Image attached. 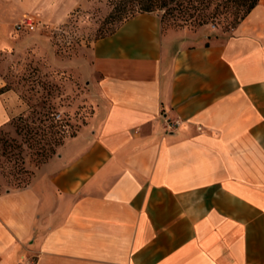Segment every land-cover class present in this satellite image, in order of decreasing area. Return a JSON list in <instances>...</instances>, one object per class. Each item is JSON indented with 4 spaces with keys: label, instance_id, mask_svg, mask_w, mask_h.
Segmentation results:
<instances>
[{
    "label": "crops",
    "instance_id": "0c3cea01",
    "mask_svg": "<svg viewBox=\"0 0 264 264\" xmlns=\"http://www.w3.org/2000/svg\"><path fill=\"white\" fill-rule=\"evenodd\" d=\"M47 1L0 0V54ZM82 61L92 113L0 194V264H264V0L226 38L137 14ZM24 111L0 78V130Z\"/></svg>",
    "mask_w": 264,
    "mask_h": 264
},
{
    "label": "rangeland",
    "instance_id": "374dc122",
    "mask_svg": "<svg viewBox=\"0 0 264 264\" xmlns=\"http://www.w3.org/2000/svg\"><path fill=\"white\" fill-rule=\"evenodd\" d=\"M108 1L48 0L44 7L55 9L45 14L46 20L32 14L33 30H15L21 19L13 24L17 50L1 52L0 78L6 89L17 92L25 111L0 130V194L28 186L35 169L55 156L92 113L88 79H80L72 70L84 72L82 57L86 58L91 44L112 35L121 25L109 18L112 7ZM223 4L216 10L217 17L205 25L177 26L167 19L162 29L226 38L240 23L241 13L236 4ZM214 11L215 5L209 9ZM65 14L66 20L59 22Z\"/></svg>",
    "mask_w": 264,
    "mask_h": 264
},
{
    "label": "trees",
    "instance_id": "16d2710c",
    "mask_svg": "<svg viewBox=\"0 0 264 264\" xmlns=\"http://www.w3.org/2000/svg\"><path fill=\"white\" fill-rule=\"evenodd\" d=\"M109 0L112 7L109 18L122 24L127 19L141 13H158L161 25L164 20L171 19L177 26L191 24L200 27L214 19L219 13L217 9L221 4H236L240 9L238 20L241 22L245 16L257 5L258 0ZM215 5V11L209 12Z\"/></svg>",
    "mask_w": 264,
    "mask_h": 264
},
{
    "label": "built area",
    "instance_id": "2783aa9c",
    "mask_svg": "<svg viewBox=\"0 0 264 264\" xmlns=\"http://www.w3.org/2000/svg\"><path fill=\"white\" fill-rule=\"evenodd\" d=\"M21 20L15 24L14 29L15 30H23V29H28V30H33L35 27V20L33 17H31L29 14H24L21 18ZM178 126V122H166V129L169 131H173L174 128Z\"/></svg>",
    "mask_w": 264,
    "mask_h": 264
}]
</instances>
